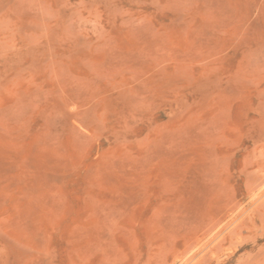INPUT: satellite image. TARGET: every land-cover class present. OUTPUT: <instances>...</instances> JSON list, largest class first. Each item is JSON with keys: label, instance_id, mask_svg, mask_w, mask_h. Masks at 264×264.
I'll use <instances>...</instances> for the list:
<instances>
[{"label": "rangeland", "instance_id": "374dc122", "mask_svg": "<svg viewBox=\"0 0 264 264\" xmlns=\"http://www.w3.org/2000/svg\"><path fill=\"white\" fill-rule=\"evenodd\" d=\"M0 264H264V0H0Z\"/></svg>", "mask_w": 264, "mask_h": 264}]
</instances>
